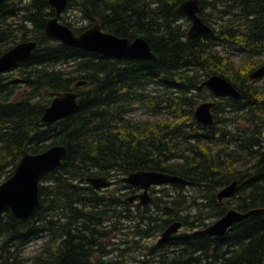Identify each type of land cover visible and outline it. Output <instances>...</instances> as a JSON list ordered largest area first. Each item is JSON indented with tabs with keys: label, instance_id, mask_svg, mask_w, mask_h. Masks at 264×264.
<instances>
[{
	"label": "trees",
	"instance_id": "1",
	"mask_svg": "<svg viewBox=\"0 0 264 264\" xmlns=\"http://www.w3.org/2000/svg\"><path fill=\"white\" fill-rule=\"evenodd\" d=\"M181 1L68 0L60 17L77 34L99 23L143 37L153 61L64 45L46 35L55 15L48 0L3 1L0 56L21 41L37 46L0 74V179L12 175L24 149L62 144L67 154L41 177L32 215L0 214V264H264V212L224 236L196 233L230 208H264V78L234 67L236 55L264 62V0H202L200 15L213 31L192 39L188 19L175 12ZM212 74L240 97L218 98L214 124L204 125L195 109L216 98L200 87ZM69 90L78 93L77 108L44 123L53 98ZM139 170L185 182L152 187V201L136 207L122 179ZM94 176L116 187L97 190L87 182ZM234 180L236 194L223 205L218 191ZM174 222L182 229L159 241Z\"/></svg>",
	"mask_w": 264,
	"mask_h": 264
},
{
	"label": "water",
	"instance_id": "2",
	"mask_svg": "<svg viewBox=\"0 0 264 264\" xmlns=\"http://www.w3.org/2000/svg\"><path fill=\"white\" fill-rule=\"evenodd\" d=\"M4 0H0V7ZM55 9V15L47 20L45 26L46 35L64 45L78 47L86 51L95 52L104 56L115 58H140L147 61L156 60L157 56L152 51L149 42L143 37L134 39L118 36L104 31L99 23H94L83 32L77 34L67 24L60 20L66 9L68 0H48ZM202 0H183L175 9V12L190 20L187 37L192 39L213 31L211 25L200 16V4ZM37 46L35 40L18 42L0 56V74L14 68L20 61L28 58ZM264 76V65L251 72L253 80ZM85 84L79 81L75 87ZM200 87H206L216 97H240V91L228 79L218 74L206 78ZM78 106V93L75 90L64 91L57 94L46 108L42 121L52 123L70 115ZM215 101H204L195 109V118L204 125H213L215 122L213 108ZM67 154V148L62 144H55L40 153L21 151V159L16 165L12 175L5 181H0V214L11 211L15 216L27 218L33 214L39 205V183L41 177L58 167ZM133 187L142 189L141 194L130 196L133 202L139 198L137 205H146L152 201L149 189L152 186L183 183L185 180L179 176L162 171L139 170L130 173L122 179ZM112 180L106 176L89 177L88 184L95 189H102L110 185ZM239 187V182L234 180L229 185L218 191L217 197L221 204L223 199L234 195ZM264 208H255L249 211H239L231 208L226 213L204 229L196 233H205L213 236H224L238 221L263 213ZM181 222L172 223L161 233L159 241H167L180 230Z\"/></svg>",
	"mask_w": 264,
	"mask_h": 264
},
{
	"label": "rangeland",
	"instance_id": "3",
	"mask_svg": "<svg viewBox=\"0 0 264 264\" xmlns=\"http://www.w3.org/2000/svg\"><path fill=\"white\" fill-rule=\"evenodd\" d=\"M213 16H215V17H217L216 15H214L213 14ZM189 23H190V21H189ZM236 61H235V63H234V67H236L237 68V70L240 72V73H242V74H245V73H247V72H252V69H253V67L254 66H260V65H262V64H264L263 62H261V61H258V63H256V62H252V60H247V59H243V58H241V57H239V55H236L235 56V58H234ZM259 60V59H258ZM213 75V74H212ZM213 100H215V98H209V99H207V101H213ZM206 101V100H205ZM166 186H168V187H170L172 190H173V186H171V185H166ZM116 186L115 185H110L109 187H108V189L109 190H111V189H114ZM157 186H154V188H156ZM157 188H159V186L157 187ZM131 196V195H130ZM230 200V199H232L231 197H228V198H224V202H223V205L225 204V201L226 200ZM231 201V200H230ZM136 202V203H135ZM132 205L133 206H136V207H139L138 205H137V201H135ZM196 209L198 210V208L196 207V206H194V208H192L191 209V211L192 212H195L196 211ZM184 214H186V213H184ZM188 214H190L192 217H194V215H195V213H188ZM207 221L209 222L210 221V219H207ZM157 240V239H156ZM33 249V247H29L28 248V251H31Z\"/></svg>",
	"mask_w": 264,
	"mask_h": 264
},
{
	"label": "flooded vegetation",
	"instance_id": "4",
	"mask_svg": "<svg viewBox=\"0 0 264 264\" xmlns=\"http://www.w3.org/2000/svg\"><path fill=\"white\" fill-rule=\"evenodd\" d=\"M140 191L135 189L134 192L132 194H138ZM135 202V201H134ZM136 203V202H135Z\"/></svg>",
	"mask_w": 264,
	"mask_h": 264
},
{
	"label": "bare ground",
	"instance_id": "5",
	"mask_svg": "<svg viewBox=\"0 0 264 264\" xmlns=\"http://www.w3.org/2000/svg\"><path fill=\"white\" fill-rule=\"evenodd\" d=\"M94 177H95V176H94ZM179 177H180V176H179ZM112 183H113V181H112ZM112 183H111V185H112ZM92 187H93V186H92ZM222 188H223V187H222ZM235 194H236V193H235ZM235 194H234V195H235ZM234 195H233V196H234Z\"/></svg>",
	"mask_w": 264,
	"mask_h": 264
}]
</instances>
